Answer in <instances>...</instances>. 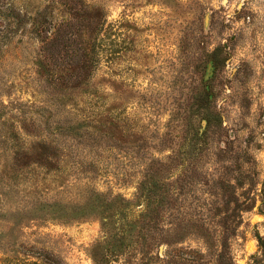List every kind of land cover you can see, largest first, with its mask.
<instances>
[{
    "label": "rangeland",
    "instance_id": "374dc122",
    "mask_svg": "<svg viewBox=\"0 0 264 264\" xmlns=\"http://www.w3.org/2000/svg\"><path fill=\"white\" fill-rule=\"evenodd\" d=\"M0 264H264V0H0Z\"/></svg>",
    "mask_w": 264,
    "mask_h": 264
}]
</instances>
